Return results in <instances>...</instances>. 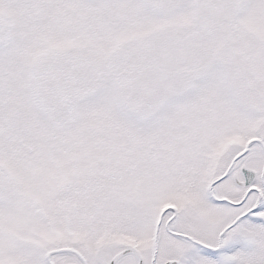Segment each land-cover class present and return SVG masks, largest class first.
Wrapping results in <instances>:
<instances>
[{"label": "snow or ice", "instance_id": "6c2138e0", "mask_svg": "<svg viewBox=\"0 0 264 264\" xmlns=\"http://www.w3.org/2000/svg\"><path fill=\"white\" fill-rule=\"evenodd\" d=\"M0 264H264V0H0Z\"/></svg>", "mask_w": 264, "mask_h": 264}]
</instances>
